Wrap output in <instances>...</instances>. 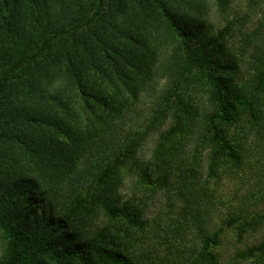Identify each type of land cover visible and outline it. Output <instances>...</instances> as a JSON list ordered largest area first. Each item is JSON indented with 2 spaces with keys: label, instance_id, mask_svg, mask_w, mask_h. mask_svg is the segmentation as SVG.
Returning a JSON list of instances; mask_svg holds the SVG:
<instances>
[{
  "label": "trees",
  "instance_id": "16d2710c",
  "mask_svg": "<svg viewBox=\"0 0 264 264\" xmlns=\"http://www.w3.org/2000/svg\"><path fill=\"white\" fill-rule=\"evenodd\" d=\"M214 1L228 20L232 0ZM209 8L0 0V264H264V238L220 252L264 229V209L217 226L207 187L264 139V21L242 35L245 73L234 23L212 33ZM160 194L172 210L151 219Z\"/></svg>",
  "mask_w": 264,
  "mask_h": 264
},
{
  "label": "rangeland",
  "instance_id": "374dc122",
  "mask_svg": "<svg viewBox=\"0 0 264 264\" xmlns=\"http://www.w3.org/2000/svg\"><path fill=\"white\" fill-rule=\"evenodd\" d=\"M210 4L206 19L211 26V31L216 32L224 28L227 23H234L236 32L231 33L228 40L230 49L239 56L242 71L246 73L248 54L244 59L241 57L244 52L242 35L255 30L264 21V0H232L230 10L227 13L228 20L220 13L214 0H206ZM143 106L140 110H144ZM145 115V113H143ZM158 135H154L144 145L138 160L147 162L151 159L156 147ZM251 152L247 168L238 173H221L218 179L211 180L207 185L209 194L212 197V217L214 224H222V219L230 214H247L263 212L264 209V139L254 134L250 142ZM137 180H128L121 189V196L125 199L136 198L139 195L136 189ZM172 200L170 195L160 194L152 196L148 200L146 211L151 219L159 218L160 215H167L171 212ZM104 224L99 221L97 226ZM264 238V229L248 234L243 242L239 243L233 232H230L223 242L220 252L223 262H228L232 256L247 246L254 245Z\"/></svg>",
  "mask_w": 264,
  "mask_h": 264
}]
</instances>
